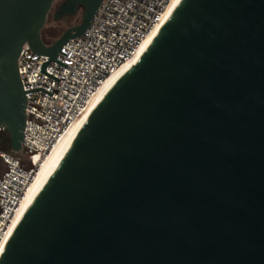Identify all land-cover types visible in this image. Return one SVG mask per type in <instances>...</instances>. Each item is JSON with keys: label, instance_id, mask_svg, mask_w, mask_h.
Returning <instances> with one entry per match:
<instances>
[{"label": "water", "instance_id": "obj_1", "mask_svg": "<svg viewBox=\"0 0 264 264\" xmlns=\"http://www.w3.org/2000/svg\"><path fill=\"white\" fill-rule=\"evenodd\" d=\"M0 0V131L22 152L25 45L103 0ZM0 264H264V0H181L36 195Z\"/></svg>", "mask_w": 264, "mask_h": 264}, {"label": "built area", "instance_id": "obj_2", "mask_svg": "<svg viewBox=\"0 0 264 264\" xmlns=\"http://www.w3.org/2000/svg\"><path fill=\"white\" fill-rule=\"evenodd\" d=\"M173 0H103L85 34L68 41L57 61L34 54L28 45L18 59L26 93V126L20 154L0 150V254L28 187L45 158L66 131L88 110L107 79L137 55L146 38L160 27Z\"/></svg>", "mask_w": 264, "mask_h": 264}, {"label": "bare ground", "instance_id": "obj_3", "mask_svg": "<svg viewBox=\"0 0 264 264\" xmlns=\"http://www.w3.org/2000/svg\"><path fill=\"white\" fill-rule=\"evenodd\" d=\"M181 0H173L171 3L165 19L160 27H158L154 32H152L146 40L141 45L140 49L138 50V53L136 57L129 63L125 64L118 72L111 75L107 81L103 84V86L100 88V90L97 92V94L92 99L90 106L87 110V112L76 122L74 123L62 136V138L58 141V143L54 146V148L51 150V152L42 159L41 165L39 168V172L35 176V179L33 183L28 187L24 200L21 203L20 210L18 211L16 218L14 219L12 226L10 228L11 235L14 232L15 228L19 224L20 220L23 218L24 214L32 204L33 200L35 199L36 195L39 193L41 188L44 186V184L47 182V180L50 178V176L53 174V172L56 170V168L61 163L62 159L66 155L68 149L70 148L72 142L76 138L77 134L79 133L80 129L86 122L87 118L91 114V112L96 108V106L99 104V102L106 96V94L109 92V90L116 84V82L127 72L129 68L134 66L140 57L144 54V52L147 50L151 42L154 40L158 32L161 30L163 25L166 23L168 18L171 16V14L174 12V10L177 8L178 4ZM10 235V236H11ZM10 238V237H9ZM1 255V254H0Z\"/></svg>", "mask_w": 264, "mask_h": 264}, {"label": "rangeland", "instance_id": "obj_4", "mask_svg": "<svg viewBox=\"0 0 264 264\" xmlns=\"http://www.w3.org/2000/svg\"><path fill=\"white\" fill-rule=\"evenodd\" d=\"M61 1L62 0H56L55 1L53 9H52V11L50 13V16L48 18V22H47L45 28L43 29L44 34L47 33V32L49 33V31H53L54 32V35H55L54 39H53L54 41L58 40L61 37V35L64 33V31H66L68 28L72 27L71 24L59 25L56 22H54V19H53L54 18V13L59 8ZM82 13H83V11L81 10L80 14L78 15V19H77L78 20V24H80L81 21H82ZM19 156L21 157L22 160H25V158H26L24 153L20 154Z\"/></svg>", "mask_w": 264, "mask_h": 264}, {"label": "trees", "instance_id": "obj_5", "mask_svg": "<svg viewBox=\"0 0 264 264\" xmlns=\"http://www.w3.org/2000/svg\"><path fill=\"white\" fill-rule=\"evenodd\" d=\"M65 0H62L60 2V4L62 2H64ZM54 6V5H53ZM54 32L53 31H49V33H45L42 31V38L43 41L45 42V44L47 45H52L55 41L54 39ZM0 150L4 151V152H11V145H10V140H9V136L8 134H6L5 132H3L2 130L0 131Z\"/></svg>", "mask_w": 264, "mask_h": 264}, {"label": "flooded vegetation", "instance_id": "obj_6", "mask_svg": "<svg viewBox=\"0 0 264 264\" xmlns=\"http://www.w3.org/2000/svg\"><path fill=\"white\" fill-rule=\"evenodd\" d=\"M81 10L79 11V13L77 14L76 17L72 18V17H67L65 19H63L61 22L57 23L59 25H62V24H71V26H75L78 24V15L80 14Z\"/></svg>", "mask_w": 264, "mask_h": 264}]
</instances>
